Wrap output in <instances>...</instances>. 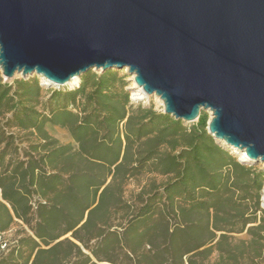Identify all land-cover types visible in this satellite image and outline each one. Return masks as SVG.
<instances>
[{
  "label": "trees",
  "instance_id": "16d2710c",
  "mask_svg": "<svg viewBox=\"0 0 264 264\" xmlns=\"http://www.w3.org/2000/svg\"><path fill=\"white\" fill-rule=\"evenodd\" d=\"M129 77L0 70V264H264V166L209 134L208 111L134 103Z\"/></svg>",
  "mask_w": 264,
  "mask_h": 264
},
{
  "label": "water",
  "instance_id": "95a60500",
  "mask_svg": "<svg viewBox=\"0 0 264 264\" xmlns=\"http://www.w3.org/2000/svg\"><path fill=\"white\" fill-rule=\"evenodd\" d=\"M113 68L176 119L208 111L209 134L264 161V0H0L7 81L74 88Z\"/></svg>",
  "mask_w": 264,
  "mask_h": 264
},
{
  "label": "rangeland",
  "instance_id": "374dc122",
  "mask_svg": "<svg viewBox=\"0 0 264 264\" xmlns=\"http://www.w3.org/2000/svg\"><path fill=\"white\" fill-rule=\"evenodd\" d=\"M123 69V68H122ZM125 72L127 73V74H129L128 72H127V70L125 69ZM130 75V74H129ZM32 76H34V75H32ZM39 78H40V80H41V83L43 84L44 82H45V79H44V77L43 76H41V75H37ZM22 77V75L21 74H17L16 76H15V78L14 79H16V78H21ZM5 79V78H4ZM14 79H11V80H8V81H13ZM134 76H132V75H130V77H129V81H130V90L132 91V98H134L133 99V102L134 103H138V102H142L144 105H147V106H155V108L156 109H158V110H161V111H163V108H164V105H163V102H162V100H161V98L157 95V94H153V95H147V96H145V97H142V98H138V97H140L139 96V94H138V92L140 91V90H138L136 87H135V83H134ZM6 80V79H5ZM138 98V99H137ZM209 113V112H208ZM209 117H210V113H209ZM197 122V121H196ZM53 134L55 135V136H57L58 138H60L62 141H67L68 140V135H67V133L64 131V130H62V129H60V128H56L54 131H53ZM221 144H223L224 145V143L223 142H220ZM225 146V145H224ZM228 149H232V151L240 158V159H244L243 158V156H244V154H242V153H239L236 149H234L233 147H227ZM254 164H256V165H259L260 167L261 166H264V161H261V162H258V163H254ZM262 194H263V199H264V189H263V192H262ZM263 202H264V200H263ZM18 226H15L13 229H11V230H9V231H7V232H5V233H3L2 235H3V238L7 241V242H9L10 240H12L13 238H14V236L16 235V233H17V230H18ZM245 236V233H243V234H234V237L235 238H240V237H244ZM212 258H213V256L212 257H209V260L207 259L206 260V262L207 263H209L211 260H212Z\"/></svg>",
  "mask_w": 264,
  "mask_h": 264
},
{
  "label": "bare ground",
  "instance_id": "6f19581e",
  "mask_svg": "<svg viewBox=\"0 0 264 264\" xmlns=\"http://www.w3.org/2000/svg\"><path fill=\"white\" fill-rule=\"evenodd\" d=\"M78 81H79L78 78H76L75 80H73V81L70 83V85H71V86L76 85V84L78 83ZM138 90H140V91L138 92V94H139L140 97H145V96H147V95L143 92V90H141V89H138ZM243 158L246 159L245 154H244Z\"/></svg>",
  "mask_w": 264,
  "mask_h": 264
}]
</instances>
